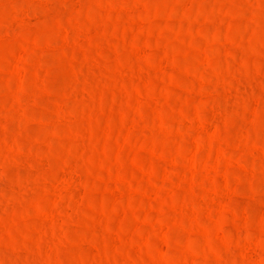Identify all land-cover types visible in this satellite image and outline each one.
<instances>
[{
    "label": "rangeland",
    "instance_id": "rangeland-1",
    "mask_svg": "<svg viewBox=\"0 0 264 264\" xmlns=\"http://www.w3.org/2000/svg\"><path fill=\"white\" fill-rule=\"evenodd\" d=\"M0 264H264V0H0Z\"/></svg>",
    "mask_w": 264,
    "mask_h": 264
}]
</instances>
